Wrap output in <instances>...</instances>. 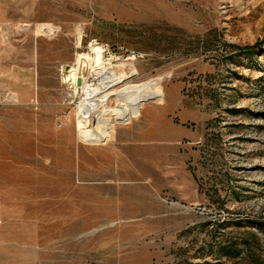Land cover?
<instances>
[{
    "label": "rangeland",
    "instance_id": "rangeland-1",
    "mask_svg": "<svg viewBox=\"0 0 264 264\" xmlns=\"http://www.w3.org/2000/svg\"><path fill=\"white\" fill-rule=\"evenodd\" d=\"M96 46L133 112L84 141ZM0 264H264V0H0Z\"/></svg>",
    "mask_w": 264,
    "mask_h": 264
},
{
    "label": "bare ground",
    "instance_id": "bare-ground-1",
    "mask_svg": "<svg viewBox=\"0 0 264 264\" xmlns=\"http://www.w3.org/2000/svg\"><path fill=\"white\" fill-rule=\"evenodd\" d=\"M94 51L96 54L95 67L91 65L90 59L85 55H79L74 64L68 65L67 73H70L72 76L71 81L74 82L73 88L78 92L80 91L81 95H84L85 91L88 95L90 93V85L88 86V83L86 84L85 81H90L91 85H95L98 79H100L98 78L99 76H101L102 74H107V76L109 77V82L102 86H98V89H101L103 92L108 89L109 92L107 91L103 93L105 95H103L102 97L108 98L111 95L114 96L116 105L115 107H110L108 104H106V102H102L101 104H99L100 108L98 109L96 114L97 120L95 122V127L92 130L79 129V136L83 138L84 141L85 139L98 141L107 138L109 133L114 130L115 125L119 123H127L130 120L131 114L133 112L132 105L130 103L131 101H129L128 97L125 96L124 88L121 87L118 90L112 88L113 86H116L117 84L123 82L122 74L116 70L114 65L104 63L102 61L101 47L96 46L94 48ZM65 75L67 74L65 73ZM78 80H80L79 84L77 82ZM79 87H81V90H79Z\"/></svg>",
    "mask_w": 264,
    "mask_h": 264
},
{
    "label": "built area",
    "instance_id": "built-area-1",
    "mask_svg": "<svg viewBox=\"0 0 264 264\" xmlns=\"http://www.w3.org/2000/svg\"><path fill=\"white\" fill-rule=\"evenodd\" d=\"M107 49L108 47H106V50ZM98 78L100 79H98L95 85H91L90 81L89 82L85 81L86 84L88 83V86L90 85L89 86L90 93L88 95L86 91L84 95H81L80 91L78 92L76 89H74L73 88L74 82L70 84L68 81H64V83L66 84V88H67V91L65 92V98H66L67 104L72 105L74 108L76 129H78L79 127V129L92 130L95 127V122L97 120L96 114H97L98 109L100 108L99 104H101L102 102H106V104H109L110 98L113 99L112 95L108 98L102 97L103 95H105L103 93L107 92L108 89H106L104 92L101 89H98V86H102L109 82V77L107 76V74H102ZM79 90H81V87H79Z\"/></svg>",
    "mask_w": 264,
    "mask_h": 264
},
{
    "label": "water",
    "instance_id": "water-1",
    "mask_svg": "<svg viewBox=\"0 0 264 264\" xmlns=\"http://www.w3.org/2000/svg\"><path fill=\"white\" fill-rule=\"evenodd\" d=\"M64 70H65L64 73H67V71H68V65L65 66ZM77 82H78V84H79V83H80V80H78Z\"/></svg>",
    "mask_w": 264,
    "mask_h": 264
}]
</instances>
